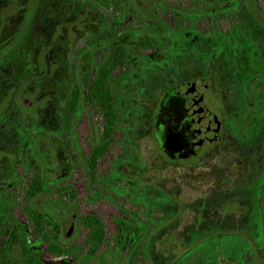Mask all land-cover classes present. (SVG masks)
Listing matches in <instances>:
<instances>
[{
    "label": "rangeland",
    "instance_id": "374dc122",
    "mask_svg": "<svg viewBox=\"0 0 264 264\" xmlns=\"http://www.w3.org/2000/svg\"><path fill=\"white\" fill-rule=\"evenodd\" d=\"M203 1L213 10L235 3ZM247 3L264 23V6ZM108 8L104 0H0V264L74 262L51 254L31 235L21 197L33 171L44 185L41 207L49 191L67 185L76 191L74 202L61 199L65 206L55 208L58 216L46 214L51 240L83 247L86 230L79 217L102 219L104 243L83 264H189L193 251L203 261L238 264L237 247L253 248L258 264H264V247L257 241L264 197V75L254 46L240 48L202 21L186 40L171 38L166 63H159L162 55H147L114 75L120 119L115 141L97 162L102 175H115L100 186L114 201L95 197L84 170L101 127L99 114L88 107L80 113L73 157L53 142L60 134L72 62L85 89L102 55L94 48L78 57L74 51L109 24ZM156 13L172 28L169 12ZM161 20L147 21L144 29L163 30ZM115 22L136 23L127 13ZM198 79L195 92L204 97L205 117L211 113L219 122L222 137L194 159L172 161L154 138L153 118L166 91ZM201 83L207 85L204 92ZM255 98L257 107L247 114Z\"/></svg>",
    "mask_w": 264,
    "mask_h": 264
},
{
    "label": "trees",
    "instance_id": "16d2710c",
    "mask_svg": "<svg viewBox=\"0 0 264 264\" xmlns=\"http://www.w3.org/2000/svg\"><path fill=\"white\" fill-rule=\"evenodd\" d=\"M104 1L109 7L106 12L108 18L112 15L127 13L136 23L107 27L95 35L85 37L84 46L76 51L78 56L86 52L88 48H94L102 55L95 66L93 77L85 89H82L77 78V62H72L69 74V91L60 109V134L57 138H53V142L59 147H63L69 156L73 157V131L80 113L85 107H88L99 114L101 127L98 137L94 141L93 149L84 161V170L95 197H107L114 201L117 198L103 192L105 189L103 190L100 186L102 183L112 182L115 175L113 171H108L104 176L97 166V162L107 151L109 145L115 141L114 131L117 129L120 119L119 102L111 86L114 75L117 72L125 73L129 69L128 63L144 59L149 54L151 56L162 55L163 59L159 63L167 61L173 49L171 38L174 36L180 40H186V33L199 32L196 29V24L202 21L207 23L208 28L212 27L211 30L231 39L240 48L254 46L262 58L261 68L264 75V23L252 14L247 0H235L232 7L222 10L211 9L209 4L203 0H172L173 2L153 0L152 2L156 3L157 7L141 4L138 0ZM254 2L264 6V0H254ZM156 10L171 14L172 28L159 19ZM156 20L162 21L163 30L144 29V24L147 25V21L152 23ZM121 33L127 38L126 40L120 37ZM131 34L133 35L131 36ZM130 36L131 38L128 39ZM249 102L247 114L253 112L257 107L256 98L254 102L253 100H249ZM43 186L41 175L33 171L25 180L21 197L22 212L29 223L32 237L41 240L45 244L46 250L51 254L68 255L74 258V262L71 264H83L84 260L94 259L104 243L105 233L102 219L94 215L79 217L81 225L86 230L83 247L69 243L59 244L51 240L45 227L46 214L49 217L58 216L55 213V208L65 206L61 199L67 197L69 201L74 202L76 191L71 185L56 192L49 191L45 195L48 202L44 208L37 204L38 199L44 196ZM52 194H55L56 197H53ZM135 247L138 248L139 245ZM189 259V264H216V261H203L202 255L196 251L191 253Z\"/></svg>",
    "mask_w": 264,
    "mask_h": 264
},
{
    "label": "flooded vegetation",
    "instance_id": "af4514ba",
    "mask_svg": "<svg viewBox=\"0 0 264 264\" xmlns=\"http://www.w3.org/2000/svg\"><path fill=\"white\" fill-rule=\"evenodd\" d=\"M119 16V14H116L110 18L106 17L109 24L105 28L118 26L119 24L124 25V23L115 22ZM129 19L132 20L130 15ZM23 29L24 28H20V30ZM20 32L21 31H18L16 38L20 36ZM188 35L189 34L186 33V36ZM120 36L124 38L123 33H121ZM7 48L4 49L2 53L8 50ZM77 50L78 49L75 50V55L78 57ZM149 56H151V54H149ZM42 62L43 61H39L38 63ZM200 80L201 79L191 80L184 83L181 89L171 88L166 91L154 115V138L158 146L164 150L168 158L172 161H187L194 159L204 150L213 148L221 140L222 135L220 134L219 122L215 118H212L211 113L205 117L206 107L204 104V97L202 94L195 92L197 89L196 83ZM206 88L207 85L201 83L200 89L202 92H204ZM175 137L180 139V144H175L173 142ZM261 192L264 196V189ZM262 200L263 203L257 211V218L260 224L259 229H261L258 232L257 241L259 243L261 242L263 244L262 247H264V197ZM236 252L239 257L238 264H258L253 248L248 247L241 251L240 248L237 247ZM216 264H218V262H216Z\"/></svg>",
    "mask_w": 264,
    "mask_h": 264
},
{
    "label": "water",
    "instance_id": "95a60500",
    "mask_svg": "<svg viewBox=\"0 0 264 264\" xmlns=\"http://www.w3.org/2000/svg\"><path fill=\"white\" fill-rule=\"evenodd\" d=\"M190 85V84H189ZM188 85V86H189ZM175 144H180V139L178 137H175L174 138V141H173Z\"/></svg>",
    "mask_w": 264,
    "mask_h": 264
}]
</instances>
